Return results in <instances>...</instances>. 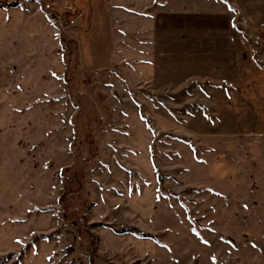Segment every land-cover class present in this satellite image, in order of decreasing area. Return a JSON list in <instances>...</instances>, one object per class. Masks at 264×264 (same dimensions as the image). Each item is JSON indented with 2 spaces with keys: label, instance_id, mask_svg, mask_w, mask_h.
Instances as JSON below:
<instances>
[{
  "label": "rangeland",
  "instance_id": "374dc122",
  "mask_svg": "<svg viewBox=\"0 0 264 264\" xmlns=\"http://www.w3.org/2000/svg\"><path fill=\"white\" fill-rule=\"evenodd\" d=\"M0 264H264V0H0Z\"/></svg>",
  "mask_w": 264,
  "mask_h": 264
},
{
  "label": "crops",
  "instance_id": "0c3cea01",
  "mask_svg": "<svg viewBox=\"0 0 264 264\" xmlns=\"http://www.w3.org/2000/svg\"><path fill=\"white\" fill-rule=\"evenodd\" d=\"M251 1V0H250ZM230 21H232L231 19L229 20V23L231 24V22Z\"/></svg>",
  "mask_w": 264,
  "mask_h": 264
},
{
  "label": "snow or ice",
  "instance_id": "6c2138e0",
  "mask_svg": "<svg viewBox=\"0 0 264 264\" xmlns=\"http://www.w3.org/2000/svg\"><path fill=\"white\" fill-rule=\"evenodd\" d=\"M225 2H227V0H225Z\"/></svg>",
  "mask_w": 264,
  "mask_h": 264
}]
</instances>
